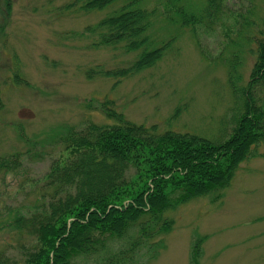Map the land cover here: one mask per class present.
<instances>
[{
	"label": "rangeland",
	"instance_id": "obj_1",
	"mask_svg": "<svg viewBox=\"0 0 264 264\" xmlns=\"http://www.w3.org/2000/svg\"><path fill=\"white\" fill-rule=\"evenodd\" d=\"M4 1L0 0V26H4L0 32V156L18 153L23 169L18 177L0 176V212L3 205L33 200L34 193L21 192L34 186L32 181L57 155L56 135L64 127L109 123L102 112L90 108L104 100L125 120L154 125L159 132L221 138L229 131L233 107L226 61L236 49L240 51L238 73L243 84L253 61V37L264 22V0H230L222 23L197 27L195 39L188 29L158 17L162 0H142L146 9H156L151 34L157 41L173 37L174 42L155 66L115 83L96 75L87 79L86 72L125 67L134 54L92 46L95 37L84 28L126 0L88 14L64 11L62 7L71 0H8V16ZM181 1L191 13L204 4L203 0ZM238 16L248 17L250 26L242 25ZM257 94L264 98V89ZM221 194L217 202L197 198L166 213L173 225L160 237L157 255L151 260L142 257L141 264H190L192 245L200 238L204 240L198 264H264V145L253 148ZM9 240L10 234L0 230V252H13Z\"/></svg>",
	"mask_w": 264,
	"mask_h": 264
},
{
	"label": "trees",
	"instance_id": "obj_2",
	"mask_svg": "<svg viewBox=\"0 0 264 264\" xmlns=\"http://www.w3.org/2000/svg\"><path fill=\"white\" fill-rule=\"evenodd\" d=\"M119 1L71 0L62 8L88 14ZM227 1L203 0L202 8L191 13L181 0H162L157 15L188 29L197 39V27L222 23ZM141 2L126 0L84 28L95 37L92 46L134 54L125 67L88 70L87 79L96 75L118 83L152 68L171 48L173 37L157 41L151 34L156 9L148 10ZM4 8L8 16V0ZM238 17L242 25L250 26L248 17ZM261 24L253 37V61L243 84L238 73L240 51L236 49L226 61L233 107L229 131L221 138L159 132L154 125L125 120L107 100L90 108L102 112L108 124L64 127L56 135L57 155L50 158L42 176L32 181L34 186L21 192L34 193L33 200L3 205L0 230L10 234L13 252H0V264H141L142 257L151 260L157 255L160 237L173 225L166 213L197 198L217 202L240 163L252 156L254 147L264 145V98L257 94L264 89V22ZM3 30L0 26L1 33ZM13 78L19 79L17 75ZM22 169L18 153L0 156V176L18 177ZM203 240L193 243L190 264H198Z\"/></svg>",
	"mask_w": 264,
	"mask_h": 264
}]
</instances>
